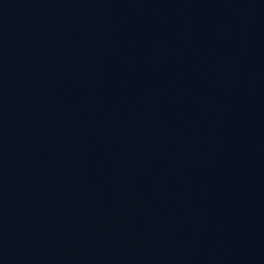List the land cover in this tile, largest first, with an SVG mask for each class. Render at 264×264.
I'll return each mask as SVG.
<instances>
[{"label": "water", "instance_id": "95a60500", "mask_svg": "<svg viewBox=\"0 0 264 264\" xmlns=\"http://www.w3.org/2000/svg\"><path fill=\"white\" fill-rule=\"evenodd\" d=\"M0 264H264V0H0Z\"/></svg>", "mask_w": 264, "mask_h": 264}]
</instances>
